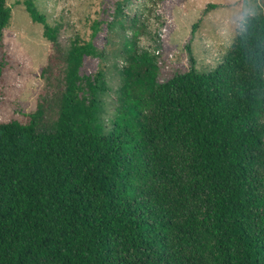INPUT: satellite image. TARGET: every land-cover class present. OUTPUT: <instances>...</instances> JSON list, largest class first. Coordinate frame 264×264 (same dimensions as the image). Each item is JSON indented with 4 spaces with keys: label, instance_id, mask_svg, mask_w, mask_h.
Returning a JSON list of instances; mask_svg holds the SVG:
<instances>
[{
    "label": "trees",
    "instance_id": "trees-1",
    "mask_svg": "<svg viewBox=\"0 0 264 264\" xmlns=\"http://www.w3.org/2000/svg\"><path fill=\"white\" fill-rule=\"evenodd\" d=\"M24 5L58 49L60 29ZM103 25L71 39L55 124L42 105L0 124V264H264V0L211 73L189 47L191 69L161 82L152 55L128 48L111 128L105 74L82 75L105 56Z\"/></svg>",
    "mask_w": 264,
    "mask_h": 264
},
{
    "label": "rangeland",
    "instance_id": "rangeland-1",
    "mask_svg": "<svg viewBox=\"0 0 264 264\" xmlns=\"http://www.w3.org/2000/svg\"><path fill=\"white\" fill-rule=\"evenodd\" d=\"M262 1L34 0L48 23L60 29L57 49L44 37V25L31 20L25 0H8L12 21L4 32L1 54L7 69L0 79V124H28V115L37 112L40 105L46 110V124L58 121L57 98L65 86L64 57L71 39L90 41L95 21L104 23L95 44L105 56L87 58L82 75L105 74L110 92L101 97L102 119L111 128L120 106L128 48L152 55L161 82L191 69L189 47L197 71L211 73L232 51L245 17L260 12ZM211 5L216 8L206 12ZM118 16L123 23L115 24Z\"/></svg>",
    "mask_w": 264,
    "mask_h": 264
}]
</instances>
